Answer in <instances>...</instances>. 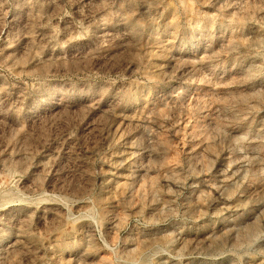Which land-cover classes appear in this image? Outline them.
Listing matches in <instances>:
<instances>
[{
	"label": "rangeland",
	"instance_id": "374dc122",
	"mask_svg": "<svg viewBox=\"0 0 264 264\" xmlns=\"http://www.w3.org/2000/svg\"><path fill=\"white\" fill-rule=\"evenodd\" d=\"M0 264H264V0H0Z\"/></svg>",
	"mask_w": 264,
	"mask_h": 264
}]
</instances>
